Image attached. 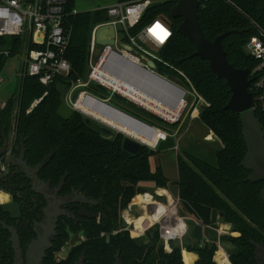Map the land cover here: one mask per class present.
Masks as SVG:
<instances>
[{
  "label": "trees",
  "instance_id": "obj_1",
  "mask_svg": "<svg viewBox=\"0 0 264 264\" xmlns=\"http://www.w3.org/2000/svg\"><path fill=\"white\" fill-rule=\"evenodd\" d=\"M75 3L76 0H69L68 10L75 8ZM176 3L177 0H153L142 20L162 16L173 26V37L160 48L158 56L161 61L157 63V71L163 76L189 79L193 83L208 103L200 113V120L221 143L214 161L188 151L177 154L178 179L175 183L179 189L180 214L193 216L209 226H217L219 222L231 223L233 231L239 234L220 238L234 246L229 250L230 261L232 264H258L257 246H264V180H249L251 171L242 165L247 145L240 113L226 108L232 96L230 87L225 78L218 77L211 70L207 60L193 55L196 45L178 32L183 18L170 16ZM198 14L201 28L210 41L226 30L236 31L223 39L228 60L237 68L251 69L252 61L243 45L257 31L251 19L264 28V0H200ZM108 20L106 9L70 14L73 33L66 55L71 63L70 74L56 77L49 85L42 84L36 76L23 74L19 93L0 107V153L14 132L12 156L19 157L25 150V160L32 167L48 158L39 172L41 180L49 182L52 188L60 186V195L79 189L100 200V216L85 224L83 243L74 247L69 257L58 262L55 254L63 249L68 238V220L65 217L60 219L59 234L44 263L77 264L82 260L81 264H118V261L122 264H185L182 255L185 249L199 255L197 264H217L214 260L218 249L216 234L207 242L195 240L194 244L185 241L176 244L171 241L170 248L166 249L158 225L140 238L125 228L122 211L135 196L133 210L137 206L136 200L141 198V201L147 195H141L146 189L139 183L153 180L158 187L169 184L170 179L163 167L158 165L153 169L151 166L150 156L155 152L143 146L138 154L133 155L123 149L124 134L119 132L106 139L87 125L80 112L76 111L69 119L58 112L64 97L61 85H68L70 80L87 72L90 39L88 43L79 39L74 41V33L91 38L93 27ZM15 40L11 41L12 44ZM15 52L13 48L10 56ZM7 59L0 54V73ZM90 91L100 98L108 96L105 88L96 85H91ZM36 100L39 101L32 107ZM119 100L116 108L166 130L143 109ZM256 115L263 124L258 110ZM0 187L12 196L10 206L0 204V264H12L11 234L2 222L18 230L26 247L36 235L33 227L42 218L47 202L43 195L32 191L31 180L12 162L10 173ZM71 229L75 230L72 226ZM188 251L184 252L185 260L193 263L197 256Z\"/></svg>",
  "mask_w": 264,
  "mask_h": 264
},
{
  "label": "built area",
  "instance_id": "obj_2",
  "mask_svg": "<svg viewBox=\"0 0 264 264\" xmlns=\"http://www.w3.org/2000/svg\"><path fill=\"white\" fill-rule=\"evenodd\" d=\"M68 2L69 0H0V54L10 55L13 49L11 41L21 38L26 51L23 74L38 77L44 85L51 84L58 76L67 77L71 72V63L66 57L73 33V25L69 21V16L77 13L78 10L76 8L68 10ZM152 4L153 0L116 1L112 5L98 8L106 9L109 20L93 27L88 45L87 72L84 76L70 80V86L64 94L63 102L86 117L96 118L78 104L88 105L90 100H99L109 104L108 100L110 101L115 94H120L131 103L170 123L182 122L181 120L187 117H200L202 109L208 103L193 83L189 79H172L157 71V63L161 59L149 47L162 48L167 45L174 35V30L171 22L162 16H152L142 22ZM251 20L257 31L244 43L243 50L252 61V67L249 69V78L252 80L249 90L253 97V108L255 111L258 110L263 117L264 129V28L255 20ZM110 24L115 26V44L102 45V50L98 54L97 50L100 45L96 41V31L100 26ZM126 46H130L131 50ZM143 56L154 61L156 68H152ZM140 69L162 78L177 90L171 88L160 90L154 84L147 83ZM91 85L105 88L108 96L106 98L96 96L90 91ZM121 88H125L133 95H128ZM76 92L77 96L74 99ZM38 101L36 100L32 107ZM175 103L181 106V111L177 115L172 109ZM151 105L164 113L155 112L150 108ZM163 131L164 136L154 147L151 146L152 148L156 149L160 141L170 136L175 139L178 133V130L173 133ZM175 143L172 149L178 150V141L175 140ZM11 158L10 142L0 153V183L10 173ZM3 191L7 192L0 187V192ZM164 203L167 209L162 216L165 215V217L151 224L142 233L136 232L137 234H134L135 222L127 219L125 211L128 210L139 218L144 211L153 213L156 204H148L145 210L143 209L136 215L130 203L122 211V217L126 222L125 228L130 230L134 237L140 238L151 227L158 225L164 246L169 249L171 241H182L188 235L190 231L188 220H192L194 224L202 223L203 226L214 227L205 225L193 216L181 215L179 197L172 199V202ZM174 208L176 209L175 218H172L170 213ZM218 232L220 236L217 251L224 250L229 261V252L224 248L220 239L225 232L219 229ZM202 241L207 242L208 240L203 239Z\"/></svg>",
  "mask_w": 264,
  "mask_h": 264
},
{
  "label": "water",
  "instance_id": "obj_3",
  "mask_svg": "<svg viewBox=\"0 0 264 264\" xmlns=\"http://www.w3.org/2000/svg\"><path fill=\"white\" fill-rule=\"evenodd\" d=\"M199 7L200 0H177V3L171 8L170 16L172 18H183V21L179 24L178 32L186 36L190 41L196 45V51L194 56H199L203 60L209 62L211 70L220 78H225L227 84L230 87L232 96L228 102L226 108H229L235 112L240 113V118L243 126V135L247 145V154L242 162V165L251 171L249 180L252 182H258L264 180V129L262 122L256 115V111L253 108V97L249 90L251 85V79L249 78V68H237L235 67L227 57V52L223 46V39L228 35L236 32L235 30H226L222 34L216 37L214 41H210L204 34L200 22H199ZM116 30L113 24L100 26L96 31V41L100 45L97 50L99 54L102 50V45H114L115 44ZM131 50L130 46H126ZM143 58L148 62L152 68H156L154 61ZM77 92L74 94L75 99ZM115 97L129 101L126 97L115 94ZM110 107L136 119L140 122L152 126L129 113L116 108L111 104H107ZM59 114L69 119L76 110L70 107L66 102H63L59 108ZM87 125L97 131L101 137L110 139L116 136L117 133L124 134L123 149L127 152L136 155L138 154L146 143H142L139 140L125 134L120 130L106 122L91 117H84ZM175 139L170 136L166 140L159 142L156 150L152 149V152L169 150L175 147ZM48 161V158L43 160L37 166L32 167L25 160V150L22 151L19 157L12 156L11 162L15 166L20 167L21 171L31 180L32 191L41 193L47 199V205L43 209L44 218L42 221H36L34 225V231L36 236L31 240L26 250V263H24L23 251L20 247V236L18 230L11 225L2 222L5 229H7L11 236L10 241L15 251V263L16 264H43L44 258L47 256V251L52 248V239L57 235V227L59 218L67 215V213L61 208L60 204H65L67 201L62 199L56 200L55 195H51L43 190L48 187V184L39 178L40 169ZM86 197V196H85ZM50 198H55V201H51ZM264 198V190H263ZM58 202L56 205L55 202ZM74 202V200H71ZM92 202V201H91ZM90 200L84 199L82 203H79L77 207L80 209L79 215L87 217H95L87 208V204L91 203ZM96 204L97 202L94 201ZM69 239L66 244V250L64 251L65 256H69L72 248L69 246L73 242L75 233L71 230L70 226L67 227ZM84 231L80 232L78 236L82 235ZM193 238L198 241L204 239L203 224L196 223L193 228ZM110 240V235L107 237ZM78 242L77 244H79ZM261 246H257L256 256L259 258ZM78 264H81L78 263ZM118 264H122L118 261Z\"/></svg>",
  "mask_w": 264,
  "mask_h": 264
},
{
  "label": "rangeland",
  "instance_id": "obj_4",
  "mask_svg": "<svg viewBox=\"0 0 264 264\" xmlns=\"http://www.w3.org/2000/svg\"><path fill=\"white\" fill-rule=\"evenodd\" d=\"M114 1L115 0H76L75 8L78 11L95 10L102 6H107L108 4ZM116 1H119V0H116ZM73 37H74V41L75 39H79L81 41L84 40L87 43L89 42V39H90L88 36L85 37L84 35L83 36L81 35L80 37L77 32L74 33ZM23 45L24 44L22 42V39L17 38L13 42V48H14V51H16L14 55L10 56L12 53L10 55H5L6 57H8V59L5 63L4 68L2 69L0 73V106H4V104L8 101L10 97H12L13 95H17L20 91L22 75H23L22 70L24 69V66H25L24 62L26 58L25 45L24 47ZM149 48H151L156 54L159 55L160 48H156L152 46H150ZM69 86H70L69 84L61 85L62 90L64 89L63 90L64 94L69 89ZM108 103L114 106L116 105L119 106L120 100L117 99L115 96H113L110 101L108 100ZM139 108L143 109L142 107H139ZM143 110L149 113L152 116L151 118L155 120V122H157L160 127H163L164 129H166V131L173 133L174 131L178 130V133L175 137V140L178 141V150L169 149V150H163V151H156L155 153H153L150 156V163L153 169H156L158 165H161L165 173L167 174V176L172 181L174 180L176 181L178 179V165H177V154L178 153H181L183 151H188L197 156L203 157L209 161H214L215 152L221 146V143L215 137L213 132L209 131V129L201 122L200 117H194V118L187 117L181 120L182 122H179V124L178 123L174 124L164 119H160L159 117H157L150 111H147L145 109ZM83 117H86V116L83 115ZM116 130L118 129L116 128ZM146 146L150 148L151 150L154 149L149 144H147ZM171 185H172L170 186L171 192H173L175 195L178 187L174 186V183H172ZM139 186L147 189L146 193H143V194H152V193L155 194V191H154V189L156 188L155 181L143 180L139 183ZM158 192L165 193L164 190H158ZM134 199L135 198H133L131 203L134 202ZM140 199L141 198H138L136 200L137 204L141 202ZM11 202L12 201L10 198L8 201L4 202L3 204L10 206ZM170 202H172V198H170ZM12 208L14 207L12 206ZM179 212H180V204H179ZM14 213H17L16 208H14ZM130 214L132 213H126L125 215L127 217ZM145 221L147 224H150L152 222L151 219H145ZM188 224H189L190 231L187 235V238H184L185 239L184 241L186 243L194 244L195 239L191 236V230L195 224L192 222V220L190 221L188 220ZM137 225L138 224L135 223V227H137ZM216 241L218 242V238ZM195 261L193 263H187L184 257L185 264H195ZM226 263L228 262H223V264H226Z\"/></svg>",
  "mask_w": 264,
  "mask_h": 264
},
{
  "label": "bare ground",
  "instance_id": "obj_5",
  "mask_svg": "<svg viewBox=\"0 0 264 264\" xmlns=\"http://www.w3.org/2000/svg\"><path fill=\"white\" fill-rule=\"evenodd\" d=\"M140 72L143 75V77L146 79L147 83L154 84V86L159 88L160 90H165V89H170V88L175 90V91L177 90L170 83H168L167 81L163 80L162 78H160L156 75H153V74H151V73H149L143 69H140ZM127 86L131 87L130 85H127ZM121 89L124 90L125 92H127L125 90V88H121ZM127 93H128V95H130V94L133 95L130 92H127ZM78 105L80 107L83 106L92 116H95L99 120L114 126L115 128L124 132L125 134L130 135L131 137L139 140L142 143L149 144L150 146L154 147L157 144V142L165 134L162 129L150 127V126L140 122L139 120H136V119H134V118L110 107L109 105H107V104H105L99 100H90L88 105H83V103H79ZM150 108L152 110H154L155 112H158L159 114L164 113V112L159 111L153 105H151ZM172 109L175 112V115H177L181 111V106H180V104L175 103V105ZM165 116H167V114H165ZM10 198H11L10 193L4 192V191L0 192V202H6ZM157 203H160L163 208L158 209L155 206V211L153 213H149V212L144 211L142 213L143 214L142 216H140L139 218L134 220V222L138 224L136 227V232L142 233V231L145 230L146 228H148L151 224L158 221L162 217H165V215L162 216V214L167 209V205L164 202L158 201L153 196H149V197H146V198L141 200L138 208L135 210L137 212L138 211L142 212L143 209L145 210V207L148 204H157ZM132 205H133V203H131V209H132ZM175 210L176 209L174 208L172 210V212L170 213L172 218H175V216H174ZM126 213H130V212L127 210V211H125V214ZM167 217H168V215H167ZM132 218H136V217L133 214H130V216H127L128 220H131ZM145 219H151L152 222L150 224H147ZM223 231L227 232V230H224V229H223ZM225 257H227V254L224 250L221 249L217 252L216 259L219 260L222 264H223L222 260H224ZM227 259H228V257H227ZM227 264H229V263H227Z\"/></svg>",
  "mask_w": 264,
  "mask_h": 264
},
{
  "label": "flooded vegetation",
  "instance_id": "obj_6",
  "mask_svg": "<svg viewBox=\"0 0 264 264\" xmlns=\"http://www.w3.org/2000/svg\"><path fill=\"white\" fill-rule=\"evenodd\" d=\"M47 184H48V187L43 188V190L45 192H47V193H49L51 195H55L56 200L62 199L63 201H67V203H65V204H60L61 208L67 213V215L61 216L59 218V222H60V219L65 217L68 220V224L66 226V230H67L68 226H70V228L72 226L75 229V230L71 229L73 231V233H75V236L73 238L72 244L69 245L72 248V250H73L74 247L80 246L83 243V241L85 240V234H86L85 224L87 222L91 221L92 219L98 218L100 216V213L98 211V206L100 204V200L94 199L92 197L87 196L86 193L81 192L79 189H75L71 193L66 194V195H60V186L56 187V188H52L49 182ZM38 194H41V193H38ZM41 195H43V194H41ZM43 197L45 198L44 195H43ZM55 198H50V199H51V201H55ZM84 199H88V200H90V202L92 201L90 204H87L86 206H87L88 210L93 215H95V217H91L90 218V217H87V216L79 215L80 209L77 207V205H79V203H82V201H84ZM45 200L47 202L46 198H45ZM71 200H74V202H71ZM94 201H96L97 203L95 204ZM55 203H56V205H58L57 201ZM46 205H47V203H46ZM43 218H44V213H43L42 218L39 221H42ZM59 222H58V227H59ZM58 227H57V235L59 234L58 233ZM33 229H34V227H33ZM82 231H84L83 234L78 236V234H80V232H82ZM57 235L52 239V243L56 239ZM68 239H69V234H68V238H67V241H66L63 249L61 251L56 252V254H55V258H56V260L58 262L66 259L67 257H69V256H65V254H64V251L66 250V244L68 242ZM78 242H80V243L77 244ZM29 243L27 244V246L29 245ZM53 245H54V243H53ZM27 246L24 247V244L22 243V241L20 242V247H21V249L23 251L22 255H23V258H24V263H26ZM11 247H12V243H11ZM12 249H13V247H12ZM72 250H71V252H72ZM13 251H14V249H13ZM260 252H261V255H260V258H259V263L260 264H264V246H261ZM70 253H69V255H70ZM46 258H47V256L44 258V260ZM15 262L16 261H15V251H14L12 264H16ZM80 262H82V260L77 262V264L80 263ZM43 264H45L44 261H43Z\"/></svg>",
  "mask_w": 264,
  "mask_h": 264
},
{
  "label": "crops",
  "instance_id": "obj_7",
  "mask_svg": "<svg viewBox=\"0 0 264 264\" xmlns=\"http://www.w3.org/2000/svg\"><path fill=\"white\" fill-rule=\"evenodd\" d=\"M115 2H116V0H115L114 2L108 4L107 6L112 5V4H114ZM102 7H106V6H102ZM4 105H5V104H4ZM0 107H2V106H0ZM13 138H14V132H12L11 135H10V142H12ZM10 142H9V143H10ZM163 170H164V169H163ZM164 172H165V171H164ZM165 174H166V173H165ZM166 176H167V174H166ZM167 177H168V176H167ZM168 178H169V177H168ZM169 179H170V178H169ZM175 182H176L175 180L172 181V180L170 179L169 184H168L167 187H158V186H156V188L154 189L155 194H154V193H152V194H147L146 196H147V197H149V196H153L155 199H157V200H159V201H161V202H169V201H170V198H172V199H176L177 197H179V193H178V192H179V191H178L179 189H177V192L175 193V195H174L173 192H171V189H170V186H172V185H171L172 183H174V186L178 187V185H177ZM145 189H146V188H145ZM146 190H147V189H146ZM158 190H164L165 193H159ZM145 193H146V192H145ZM156 193H157L158 195H157ZM141 195H144V194H141ZM138 196H139V195H138ZM173 196H174V197H173ZM11 201H12V196H11ZM138 205H139V203L137 204V206H138ZM137 206H136V207H137ZM136 207H135V209H136ZM156 207H157L158 209H162V208H163V207L161 206L160 203H157V204H156ZM137 208H138V207H137ZM135 209H134V211H135ZM135 213H136V215H137V214L139 213V211H138V212L135 211ZM129 216H130V215H129ZM137 218H138V217H136V218H132V219L129 220V221L132 222V221L136 220ZM193 228H194V226H193ZM193 228H192V230H191V236H193ZM218 229H219V230H222V231H223V229H224V230H227V232L223 233V235H234V236H237V235L239 234L238 232L233 231V228H232V224H231V223L219 222L218 225H217V226H214V227H206V226H203L204 239L209 241L210 238H211V236H212V235H215V234H216L217 238H219L220 234H219V232H218ZM184 238H187V236L184 237ZM184 240H185V239H183L182 241L178 240V241H175V242H176V243L183 244ZM218 240H219V239H218ZM221 243L223 244L224 248L227 249L228 252H229V250H231V249L234 247L233 244H231L230 242L221 241ZM185 251H188V250H185V249L182 250L183 258L185 257V256H184V252H185ZM188 252L196 254L197 258H196L195 264H197V260L199 259V255H198L197 253H195V252H192V251H188ZM217 252H218V251H217ZM217 252H216L215 255H214V260H215V262H216L217 264H221V263L216 259ZM222 261H223V262L226 261V262L232 264V262H231L230 260L228 261L227 257H225L224 260H222ZM226 264H227V263H226Z\"/></svg>",
  "mask_w": 264,
  "mask_h": 264
}]
</instances>
